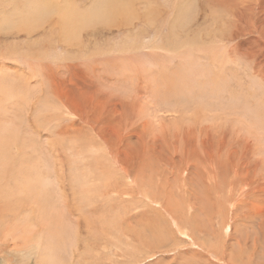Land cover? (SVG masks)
Listing matches in <instances>:
<instances>
[{"label": "rangeland", "instance_id": "rangeland-1", "mask_svg": "<svg viewBox=\"0 0 264 264\" xmlns=\"http://www.w3.org/2000/svg\"><path fill=\"white\" fill-rule=\"evenodd\" d=\"M187 263L264 264V0H0V264Z\"/></svg>", "mask_w": 264, "mask_h": 264}, {"label": "bare ground", "instance_id": "bare-ground-1", "mask_svg": "<svg viewBox=\"0 0 264 264\" xmlns=\"http://www.w3.org/2000/svg\"><path fill=\"white\" fill-rule=\"evenodd\" d=\"M175 217V216H174ZM201 229V228H200ZM129 237V236H128ZM192 257V256H191ZM194 258V257H193ZM188 264V263H187Z\"/></svg>", "mask_w": 264, "mask_h": 264}]
</instances>
